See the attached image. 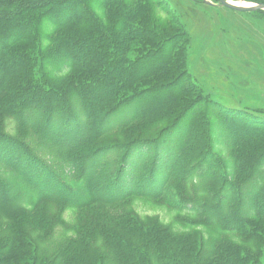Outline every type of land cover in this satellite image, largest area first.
<instances>
[{
    "label": "rangeland",
    "instance_id": "rangeland-1",
    "mask_svg": "<svg viewBox=\"0 0 264 264\" xmlns=\"http://www.w3.org/2000/svg\"><path fill=\"white\" fill-rule=\"evenodd\" d=\"M40 1L45 0H32L35 8H27L25 15L8 24L16 30L21 21L31 19L26 36H32V43L15 46L17 52L26 54L30 71L20 80L10 76L0 92V139L26 140L30 153L40 160L43 173L38 177L45 175L50 180L57 176L70 187L69 194L84 199L89 178L74 170V155L51 140L44 142L38 130L20 131L8 113H74L84 120L83 113H100L91 121L110 113L107 124L112 128L86 146L106 153L92 168L95 182L101 186L119 175L130 181L132 175L136 182L146 183L138 176L146 175L152 165L166 169L162 178L153 179L159 180L158 188L167 173L169 178L157 197L132 195L111 207L94 203L83 209L88 216L79 222L76 205L40 199L36 186L0 162V184L8 189L13 205L5 211L24 213L12 221L0 213V242L9 236L11 225L29 245L18 248L19 252L12 250L7 264H113L123 250L114 252L104 242L101 232L106 228L99 221L104 214L116 217L120 213L139 224L144 243L150 235L149 240L166 248L169 236L188 238L184 245L193 246L194 264H230L234 250L243 255L252 244L258 245L253 264H264V219L250 220L237 233L223 230L217 219L204 223L205 216L200 214L207 202L222 203L226 213L231 211V203L238 200L235 194L240 192L244 202L237 210L250 216L253 201L262 199L257 192L264 186V9L239 12L218 0H144L140 6H130L134 0H121L126 9H120L117 0H67L37 8ZM227 1L264 4V0ZM15 3L22 9L31 2ZM110 5L116 15L109 11ZM65 18L74 25L77 46L61 43L60 50L48 56L56 20ZM80 53L82 58L77 61ZM21 80L27 82L21 85L26 91L32 90L31 83L45 90L36 92L30 102L17 98L20 107L9 108L6 91ZM51 81L61 82V88L50 89ZM249 132L257 134L242 139ZM137 142L140 145L133 152L142 153L133 154L135 166L119 173L125 149ZM241 152L253 153L246 156L248 167L260 164L238 191L228 182L240 180L236 158ZM167 154L171 156L168 162L163 158ZM85 222L83 229L91 237L68 242ZM218 246L222 247L216 252ZM121 264L159 263L150 256L139 263L137 256L129 260L125 255Z\"/></svg>",
    "mask_w": 264,
    "mask_h": 264
},
{
    "label": "trees",
    "instance_id": "trees-1",
    "mask_svg": "<svg viewBox=\"0 0 264 264\" xmlns=\"http://www.w3.org/2000/svg\"><path fill=\"white\" fill-rule=\"evenodd\" d=\"M17 1L18 0H0V92H4L3 90L6 88L5 81L10 76H17L20 80L22 75H26L30 71V62L26 60V54L17 52V48L15 49V46L19 45L20 43H32V36H26L29 34L28 32L30 30V21L28 20L31 19L21 21L18 24L19 28L16 30L8 28V24L18 20L19 16L25 15L27 8H35V5L32 6V0H28L31 3H25L21 6L22 9H18L15 3ZM55 1L66 2L67 0H45L37 3L36 6L37 8H44L46 6L53 5ZM117 1H120V9H126L124 6H122L121 0ZM133 3L138 4L137 6H140L141 3H144V0H134L129 3L130 6L133 5ZM108 7L110 8L109 11H115L112 12L114 15L117 14L113 6L110 5ZM85 11V16L88 17V8L85 9ZM56 21V29L53 31V34L50 37L51 47L48 50V56H53L55 52L57 53L60 50L61 43H63L66 47L77 46L75 42L77 39L74 38V25L71 24V20L65 18ZM88 28L89 27H87V29ZM83 32L84 31L81 30L80 33ZM86 54L87 53L85 52L84 56ZM81 58L82 54L80 53L77 55L76 60L80 61ZM73 63H75V61H71V64ZM69 78H72V76L70 75ZM23 81L21 80L17 83H14V87H10L6 91L8 92V98H10L11 101L8 103L9 106L7 107L18 108L20 107V103H16L17 98L23 99L21 102H30L31 100L35 99L36 96L34 95L36 92H44L45 90L42 89L38 83H31L30 88H32V90L29 89L26 91L27 89H22L21 87L23 83H25V85L27 84V82ZM49 84H52L50 85V89H54L55 91L61 88L62 83L59 81H51ZM58 100L60 101V99H56L54 102H57ZM62 101L63 100L60 102ZM9 114L12 115V118L19 126L20 131L31 128L38 130L39 134L42 135L41 138L44 139V142L49 143V140H51L53 145L63 146L64 149L69 152V154L74 155L72 156L74 170L79 172L83 177L89 178V180L86 179L88 180L89 187L88 196L87 198L80 199L79 196H76L74 193L69 194L68 191L71 190L70 187L57 176H51L52 178L50 180H47L45 175L44 178H39L38 174L43 173L41 169L42 167H39L40 165L37 163L40 160L38 157L34 156V154L30 153V150H28V145L26 144V140L0 139V162H2L4 165L12 167L17 175H19L22 179L32 183L34 187L36 186L39 189L38 192L40 194V199L54 200L65 206L76 205L80 211L78 213L79 222L83 219V216L86 218L88 216V214H83V209L90 207L94 203L111 207L116 203L123 202L127 197L132 195L157 197L161 193V189L163 188L162 185L164 186L165 180L169 178L167 173V176L164 178V182L161 181L160 187L158 188L159 180L156 179L157 177L162 178V176L166 174V169L163 171L155 165H152L149 167V171L146 173V175L140 173L138 176L139 179L145 180L146 183H141L142 181L140 183L139 181L136 182L132 175L130 177V181L126 180V178L122 179L119 175L117 176V179L101 186L95 182L94 179L96 166L99 161L103 160L106 153H104V151L100 148L87 149L86 146L96 137L101 136L103 133H105V131L112 128L107 124L109 119L108 115L110 113H106L99 121H91L89 118H95L100 113H83L85 120L82 119V115L79 117L74 115V113H8V115ZM135 117L136 114L130 119H134ZM244 121L248 122L247 120ZM256 134L257 132L246 133V135H243L242 139H251L256 136ZM138 144L140 145L139 142L136 144L132 143V145H129L127 149H125L123 153V159L121 161L122 164L119 168V173H122L123 169L126 171L127 167L130 168L131 166V168H133L135 166L134 163H136V161H134L135 157H132L133 154H137L139 156L142 153V151H135V153L133 152L135 148H138ZM243 154H245V156H243ZM240 155L241 157L237 156L236 158L237 177L240 180L235 184L231 183L230 181L228 182L230 188L236 189L238 191V188L242 185V182L254 177V174L257 173L260 164V161H258L248 167L246 165V156H251L253 153L241 152ZM156 158H158L157 155ZM163 158H166V162H168V159H170L171 156L170 154H167ZM30 163H32V165ZM94 166L95 169L92 172V168H94ZM167 166L169 167V164ZM246 171L247 174H245ZM247 175H249V177L246 179ZM155 177L156 179L153 180ZM262 182L264 185V180ZM259 192H261L262 199H260L259 203L253 201V212L250 216L240 214L239 212H241V209H239V211L237 210V208L242 206V202H244L243 194L238 192L235 194V197L238 198L237 204L231 203V211H228L227 213V209H225L226 206L224 207L222 203H215L214 205H210L208 202L204 203L202 211H200V214L205 216L202 217V219L204 218L203 222H210V218L214 220L217 219V221H220L223 230H235L237 233H240L243 231L244 225L250 220L264 219V186L257 193ZM75 197H78V200L75 199ZM39 202L40 201L33 205L32 209H35V206L39 204ZM173 204L178 205L179 201H175ZM9 205L13 206L9 198L8 189L5 188L4 185L0 184V213L3 219L6 221H12V219L14 220V218L18 215L21 216L24 214L20 213V210L14 211L12 213L5 211V209H8ZM233 208L234 210L232 211ZM208 213L211 215H208ZM104 215L105 216L100 217L99 223L103 224L106 229L103 228L101 234L103 236L104 242L108 243L110 247L113 248L114 252L123 250V252L116 254L118 255V260L119 258L123 259L120 261L121 263L123 261L125 262L126 255L129 260H131L132 257L137 256L139 263L145 261L148 256H150V259L153 257L156 261H158L159 264H194V258L196 254L190 252L192 251L191 247L193 246L187 248L186 245H184L186 239L188 238L174 239L169 236L166 239L168 245L166 248L154 244L152 242L153 240H149L148 238L150 235L148 237H144L147 240V242L144 243L143 236L145 234H143L140 227H137L139 224L137 225V222L134 221L132 217L128 215L126 216L123 213H120V215L116 217L110 214ZM37 222L38 221L35 220L34 224L36 226L39 224V222ZM86 224L87 222L83 224L81 223L79 227L77 226L76 238L72 239L69 237L67 241L70 243H78L79 241L85 240L86 238H90L91 234H89V232H85L83 229ZM9 228L10 234L7 236L8 240L6 238L3 243L0 242V253L6 252V255L0 254V264H7L8 255L12 250L17 249L19 252L20 248L25 249L29 246L26 240L20 237V232L13 230L11 225ZM241 236L248 237V235L243 234ZM234 245L241 248V244L239 243H234ZM221 247L222 246H218L215 249L216 252ZM251 247V250L247 253H244L243 255H241L239 251L237 252V250H234L230 264H253V262H256L257 254L253 252H258V245L252 244ZM168 253L171 255L169 256ZM215 253L213 254L215 255ZM118 260L113 262V264H121L117 263Z\"/></svg>",
    "mask_w": 264,
    "mask_h": 264
},
{
    "label": "water",
    "instance_id": "water-1",
    "mask_svg": "<svg viewBox=\"0 0 264 264\" xmlns=\"http://www.w3.org/2000/svg\"><path fill=\"white\" fill-rule=\"evenodd\" d=\"M218 1L223 6L229 8V9L235 10V11H239V12H247V11H255V10L264 9L263 3H257L254 5L243 6V5H237V4L230 3L227 0H218Z\"/></svg>",
    "mask_w": 264,
    "mask_h": 264
},
{
    "label": "bare ground",
    "instance_id": "bare-ground-1",
    "mask_svg": "<svg viewBox=\"0 0 264 264\" xmlns=\"http://www.w3.org/2000/svg\"><path fill=\"white\" fill-rule=\"evenodd\" d=\"M230 3H233V4H237V5H243V6H249V5H252V4H249V3H246V4H241L239 2H230Z\"/></svg>",
    "mask_w": 264,
    "mask_h": 264
}]
</instances>
